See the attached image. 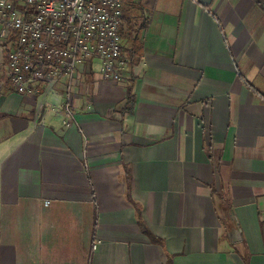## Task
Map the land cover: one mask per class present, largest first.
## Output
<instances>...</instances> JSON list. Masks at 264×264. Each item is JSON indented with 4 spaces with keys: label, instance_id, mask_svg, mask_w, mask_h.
I'll list each match as a JSON object with an SVG mask.
<instances>
[{
    "label": "crops",
    "instance_id": "1",
    "mask_svg": "<svg viewBox=\"0 0 264 264\" xmlns=\"http://www.w3.org/2000/svg\"><path fill=\"white\" fill-rule=\"evenodd\" d=\"M125 5L138 64L86 76L83 132L12 88L0 41V264H264V9Z\"/></svg>",
    "mask_w": 264,
    "mask_h": 264
},
{
    "label": "built area",
    "instance_id": "2",
    "mask_svg": "<svg viewBox=\"0 0 264 264\" xmlns=\"http://www.w3.org/2000/svg\"><path fill=\"white\" fill-rule=\"evenodd\" d=\"M127 1L0 0V41L8 46L4 66L12 88L39 98L40 109L58 113L66 129L83 132L74 102L86 76L125 80Z\"/></svg>",
    "mask_w": 264,
    "mask_h": 264
},
{
    "label": "trees",
    "instance_id": "3",
    "mask_svg": "<svg viewBox=\"0 0 264 264\" xmlns=\"http://www.w3.org/2000/svg\"><path fill=\"white\" fill-rule=\"evenodd\" d=\"M257 2V4H260L262 6V8L264 9V0H254ZM129 63L131 64H134V65H137L138 64V61L136 62L134 57L133 59L131 60V58L129 59ZM129 96H128V101H127V104H130L131 102L134 101V96H133V92H132V88L130 87L129 90ZM139 223H141L142 227H143V231L148 235L151 234L150 230L148 229V226L145 225V223H143L142 219L139 218Z\"/></svg>",
    "mask_w": 264,
    "mask_h": 264
},
{
    "label": "water",
    "instance_id": "4",
    "mask_svg": "<svg viewBox=\"0 0 264 264\" xmlns=\"http://www.w3.org/2000/svg\"><path fill=\"white\" fill-rule=\"evenodd\" d=\"M241 231L239 229H235L233 235L235 236L233 238V241H240L241 240V235H240Z\"/></svg>",
    "mask_w": 264,
    "mask_h": 264
}]
</instances>
